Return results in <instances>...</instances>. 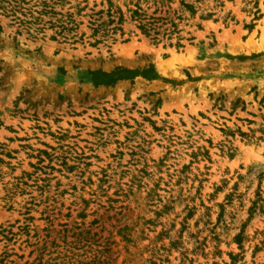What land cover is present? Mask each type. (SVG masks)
<instances>
[{
	"label": "rangeland",
	"instance_id": "rangeland-1",
	"mask_svg": "<svg viewBox=\"0 0 264 264\" xmlns=\"http://www.w3.org/2000/svg\"><path fill=\"white\" fill-rule=\"evenodd\" d=\"M183 1L182 47L136 0H46L55 40L0 10V264H264V0Z\"/></svg>",
	"mask_w": 264,
	"mask_h": 264
},
{
	"label": "trees",
	"instance_id": "trees-1",
	"mask_svg": "<svg viewBox=\"0 0 264 264\" xmlns=\"http://www.w3.org/2000/svg\"><path fill=\"white\" fill-rule=\"evenodd\" d=\"M147 3L148 0H136L132 4L133 8L126 9L129 14V21L135 23V27L140 31V33L150 40L159 41L160 38H165L170 40L173 35L176 37V45L182 47L181 40L179 36L180 30H178L177 23L181 20L180 16H174L175 11L170 10V6L167 9H163V2L172 3V0H151L153 5V10L148 13L149 7L143 9L140 2ZM0 0V10L5 15L11 16L12 21L18 26H23L29 28L32 25H41V27H35L34 31H42L43 29H54V35L52 39H56V36H60L63 39L69 33H73L78 29L81 22H76L72 14L66 13L64 15L56 13L53 10V3L49 5L46 0L38 1L34 0ZM109 3V2H108ZM179 6L190 14L194 12L193 7L186 4L183 0H179ZM99 17L103 14V10H99ZM106 22H101L97 24L100 26L102 24H114L111 28L112 31L121 30L120 26L125 22L126 18L124 13L120 9L111 10V4L105 12ZM59 16V18H55ZM47 17V20L44 18ZM44 25H47L45 28ZM93 33L97 32V27L92 30ZM193 40V37L187 39V41ZM137 76L146 79H156L158 78L153 67L149 65L142 70H128L123 68H115L111 72H103L100 70L90 71L89 77L93 85H111L119 80H131Z\"/></svg>",
	"mask_w": 264,
	"mask_h": 264
}]
</instances>
